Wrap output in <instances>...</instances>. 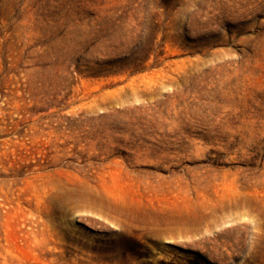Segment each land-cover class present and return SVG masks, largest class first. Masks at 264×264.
Wrapping results in <instances>:
<instances>
[{"label": "rangeland", "instance_id": "rangeland-1", "mask_svg": "<svg viewBox=\"0 0 264 264\" xmlns=\"http://www.w3.org/2000/svg\"><path fill=\"white\" fill-rule=\"evenodd\" d=\"M0 264H264V0H0Z\"/></svg>", "mask_w": 264, "mask_h": 264}, {"label": "trees", "instance_id": "trees-1", "mask_svg": "<svg viewBox=\"0 0 264 264\" xmlns=\"http://www.w3.org/2000/svg\"><path fill=\"white\" fill-rule=\"evenodd\" d=\"M149 58V57H148ZM148 58L143 60V61H138L134 64H132V70L133 73H140L144 71L145 66L147 65L148 62ZM116 64H118V62H116Z\"/></svg>", "mask_w": 264, "mask_h": 264}]
</instances>
